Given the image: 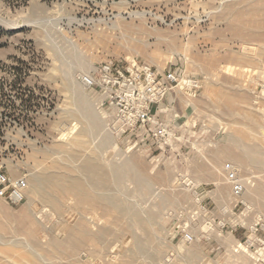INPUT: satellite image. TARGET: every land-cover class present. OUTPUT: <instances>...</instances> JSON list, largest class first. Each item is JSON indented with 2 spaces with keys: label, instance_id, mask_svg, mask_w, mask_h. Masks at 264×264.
Returning a JSON list of instances; mask_svg holds the SVG:
<instances>
[{
  "label": "rangeland",
  "instance_id": "rangeland-1",
  "mask_svg": "<svg viewBox=\"0 0 264 264\" xmlns=\"http://www.w3.org/2000/svg\"><path fill=\"white\" fill-rule=\"evenodd\" d=\"M110 60L198 81L170 142L87 87ZM0 170V264H264V0H0Z\"/></svg>",
  "mask_w": 264,
  "mask_h": 264
},
{
  "label": "built area",
  "instance_id": "built-area-1",
  "mask_svg": "<svg viewBox=\"0 0 264 264\" xmlns=\"http://www.w3.org/2000/svg\"><path fill=\"white\" fill-rule=\"evenodd\" d=\"M91 90H97L117 114L123 125H139L148 131L158 144H167L174 138V132L167 118H160L152 107L161 104L175 87L196 89L195 78H180L172 67L166 70L140 66L134 60L105 61L99 63L91 74L83 77ZM231 175L234 172L231 170ZM27 180L13 177L0 170V197L9 204H19L26 197ZM236 192L242 189L239 182L234 185Z\"/></svg>",
  "mask_w": 264,
  "mask_h": 264
},
{
  "label": "crops",
  "instance_id": "crops-1",
  "mask_svg": "<svg viewBox=\"0 0 264 264\" xmlns=\"http://www.w3.org/2000/svg\"><path fill=\"white\" fill-rule=\"evenodd\" d=\"M163 105H164V103H161V104H158V105L154 104L153 107H152L153 112H155L157 114V116L160 117V118H163L162 117V113H163L162 111L165 110V107Z\"/></svg>",
  "mask_w": 264,
  "mask_h": 264
}]
</instances>
